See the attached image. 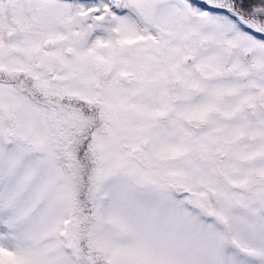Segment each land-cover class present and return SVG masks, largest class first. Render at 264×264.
Segmentation results:
<instances>
[{
  "label": "snow or ice",
  "instance_id": "6c2138e0",
  "mask_svg": "<svg viewBox=\"0 0 264 264\" xmlns=\"http://www.w3.org/2000/svg\"><path fill=\"white\" fill-rule=\"evenodd\" d=\"M0 264H264V0H0Z\"/></svg>",
  "mask_w": 264,
  "mask_h": 264
}]
</instances>
